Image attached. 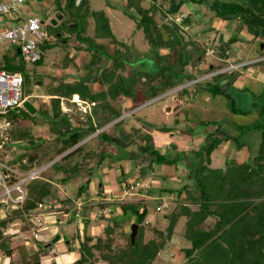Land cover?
I'll return each instance as SVG.
<instances>
[{
    "label": "trees",
    "instance_id": "trees-1",
    "mask_svg": "<svg viewBox=\"0 0 264 264\" xmlns=\"http://www.w3.org/2000/svg\"><path fill=\"white\" fill-rule=\"evenodd\" d=\"M192 1L208 7L213 16L223 20L238 18L249 32L256 36L258 34L264 35V0H247L245 2L213 0L210 4H207L206 0ZM56 2L54 7L57 6V11L61 12L62 7L59 0H55ZM184 2L185 0H149L148 5L144 6L143 0L126 1L125 6L134 12L130 15L132 17H135V13L140 15L135 26L146 34L150 44L149 50L144 55L145 59L142 60L141 56L138 60L132 61L131 56L123 58L117 46H114L115 48L109 53L103 44H96L92 37L81 36L86 30L87 18L92 17L95 37L110 39L113 44L118 42L109 28L108 18L102 11L88 10L85 7L86 0H81L79 5H75V0H67L65 3L67 10L71 8L75 10L69 19L70 24L73 25L69 26L68 29L74 33L77 40L86 43V49L91 51L90 59L84 66L87 70L82 78L71 82L61 81L54 86L53 92L48 93L57 96L51 98V113L42 109V121L50 123V132L54 134L53 146L55 150L53 153H44L43 156L37 158V161L39 159L50 161L58 157L50 168L54 171H60L61 176L51 179L40 175V177L30 180L26 185L27 194L24 201L10 207L6 212L7 215L0 218V238L2 239L0 248L5 252V255L12 252L11 249L6 250L5 244L9 235L14 234V232L6 234V232L8 233L7 229L10 230L8 224L15 218L22 216L23 220L28 222L27 228L32 225L35 227L36 224L29 219V213L35 211L38 203L44 201L46 196L50 194L51 183L65 184L75 178L76 175L84 174L87 179L78 186L77 196L84 191L87 192V185L94 175L95 169H97V164L99 165L105 160L106 152L101 150L96 154L95 149L84 140L112 122V126L120 131V140L123 145L116 144L113 137L103 130L97 132L96 135L100 142H113L119 151L122 148L123 153L118 151L117 155L113 154L115 161L136 160L141 155L147 154L150 158L146 164L137 163L140 165V177L144 176L146 171L156 176L158 168L154 167V163L174 166L182 164L187 172L182 177H177V175L167 177L173 180L178 178L180 186L175 188V203L177 204L175 210H171L168 204L165 209H162V213L170 221L165 229L158 232L160 240L152 238L144 241L142 239L143 230L138 227L133 244L129 239L130 233H127L128 239L125 246H113L111 234L114 231V226L124 221L129 214L136 216V222L139 226L144 224L146 215L149 213L146 206L148 202L146 203L143 198L136 201L123 198H117L112 202L102 200L99 205L109 204L113 208L115 205L119 206L122 213L117 218L111 217L110 220L113 223L106 224L104 227L105 237L97 236L95 243H91V236L83 237L82 234H79L81 239L80 257L72 264H97L99 258L107 264H153L166 240L171 237L179 218L183 219L185 225L183 231L185 242H182L179 248L184 264H264V91L249 90L253 98L258 96L260 99L254 101L250 106L251 108L243 109L236 105L235 100L238 93L241 94L247 87L244 85L241 87L234 86V81L240 75L238 68L246 69L252 65L251 63L264 64V52L260 53L258 60L242 64L236 68L218 71L229 65L225 60L229 57V44L235 41L237 37L219 44L212 40L210 48L215 56L220 58V63L211 62L203 70H198V73L203 72L202 75L215 71L216 73L210 75V78L203 82L196 81L198 75L188 71L187 67L189 65L191 68L197 67L200 62L198 57L204 54L205 48L198 40L192 37L186 38L181 33L185 27L198 26L199 22L190 13L183 16L179 22L171 17V15L180 13L181 5ZM165 4H167L166 7ZM158 8H160L159 11L161 10L162 17L170 19L169 22L157 23L155 15ZM61 38L65 42L67 41L64 36ZM161 48H167V52L161 53ZM200 51H202L201 54H199ZM233 62L240 63L241 60L236 59ZM134 64L142 65V67H135ZM126 65H130L131 70L124 74ZM5 68L17 70V67L10 62H7ZM96 73H100L101 77L96 76ZM91 78H97L105 88L101 91L92 90L89 85ZM191 80H194L193 98L201 91L208 93L211 97L227 96L231 101V112H239L245 115L254 113L255 119L248 124L231 122L233 127H225L224 122L220 123L216 119L212 121H208L206 118L200 121L190 120L186 110L185 112L183 110L184 118L182 120L176 117L177 124L175 126L169 127L165 124L159 127L168 135L175 132L189 136L198 134L201 139L200 145L197 148L191 147L187 150L181 149L175 142H170L165 150H160L154 145L152 136L148 132L141 133L140 128L136 126L130 132L125 129L123 123L127 121V118L121 117L124 109L131 110L141 105L142 102L153 99L175 87L183 86L180 87V90L187 93L188 90L184 84ZM141 87L143 89L142 95L139 93ZM62 96L71 100L76 96L75 100L80 99V104H90V109H85L83 113L85 115L83 120H74L66 108H61L60 97ZM118 99L121 100L120 104L114 106L111 101ZM65 102L77 104V102H71L67 98ZM123 102L125 107L122 108ZM174 115L176 114L174 113ZM10 117L17 125L16 111L13 110ZM179 120L184 121L183 127L177 126ZM42 121H33L32 123ZM74 123H78V125H74ZM194 123L204 127L203 131L197 130L195 125L191 127V124ZM145 124H142V127ZM231 128H234L233 133L229 130ZM220 131H225V133L222 136H217ZM135 135H137V139H133ZM147 137H150L151 140H146ZM23 140L26 142H21ZM226 141L230 142L232 149L237 153L246 147L248 150L247 158L240 161L224 156L221 166H211V154L216 152L218 146ZM13 142H17L25 151L29 147L36 148L41 143L34 142L32 134L26 129L22 132H15L13 129L11 140L6 145L9 146ZM132 144H139L140 153L127 150L128 145ZM30 155L31 153L24 152L16 158L19 169L23 171L29 169ZM96 155V165L89 169L86 168V164H89V161ZM109 157L112 158V155L109 154ZM24 158H26L25 161ZM13 163L16 162L13 161ZM119 170L118 179L124 185L123 187L125 189H129L131 185L135 187L136 180L131 184L127 181V172L123 166H119ZM167 178L162 179L161 182H165ZM137 180L140 181L139 178ZM153 180L154 178L151 180V185L141 186L138 191L144 193L149 199L155 191L174 192L173 188H169L167 185L155 188ZM166 183L168 184L167 180ZM97 192L103 196L102 189L98 188ZM58 198V201L62 200L63 202L57 206V210L63 215L68 214L69 219L72 216L77 217L75 216L76 207H74L75 204L73 205L71 198L68 196H59ZM65 203L69 205L66 206ZM84 205L85 207L80 209L81 213L91 204L85 203ZM193 205L196 206L192 207ZM157 206L160 205L155 203V207ZM85 220L87 221V219ZM56 221H60L59 217ZM27 228L23 230L26 231ZM34 231H37V228L32 231V237L27 235L25 237L28 242L36 243L38 248L31 253L23 236V244L17 248V251L21 253L24 262L27 263L33 257V261H30L31 264H42L39 253L43 249V243L34 238ZM57 234L60 236L59 232ZM49 245L50 243L47 244V246ZM94 251H98L99 258L94 255ZM169 263L161 262L159 264Z\"/></svg>",
    "mask_w": 264,
    "mask_h": 264
},
{
    "label": "rangeland",
    "instance_id": "rangeland-1",
    "mask_svg": "<svg viewBox=\"0 0 264 264\" xmlns=\"http://www.w3.org/2000/svg\"><path fill=\"white\" fill-rule=\"evenodd\" d=\"M86 1H87V4L85 7H87L88 10L91 9V10L102 11L103 14L108 18L109 28L112 31V34L116 37L118 42L117 44H113L110 39H101V38L95 37L94 31H93L94 20L92 17L87 18V27H86V30L81 34V36L92 37L93 40L96 42V44L98 43L103 44L106 47L107 52L109 53L112 52L113 48H115L114 46H117L120 49L123 58H125V56L127 57L131 56L132 61L133 60L136 61L142 56V60L145 59L144 55L149 50L150 44L148 42V38L146 34L141 29L136 28L135 25L140 15H137L136 13H135V17H132L130 15V13L133 14L134 12L132 9H128V7L125 6L127 0H113L111 2H108L109 6H106L107 0H86ZM226 1L245 2L247 0H226ZM66 2L67 0H59V3L61 4V7H62L61 12L63 14V17L61 19H58L56 24L51 23L52 18L55 17V13L57 12V6L53 8V6L57 4V2L55 3V0H40V1L25 0V2L21 6V12H25L26 15L28 16L40 15L41 19L43 20V23L41 24V29L44 30L47 34H50L51 37L53 38V41L52 40L45 41L47 43L44 42L41 44V48L44 52V56L39 63L38 62L32 63V64L23 63L20 54H18L16 51L18 47L17 45L10 47L4 43H0V69H6L5 65H7V62H10L17 67V70H19L22 73L23 78H24L22 92L24 95H27V99L36 107V112L33 114L29 113L23 106L17 109V112H16L17 126H16V129H15V126H13L14 131L22 132L24 129H26L30 131V133L32 134L34 142H38V143L41 142L38 147L36 148L29 147L27 148L28 150L26 151L17 142L16 143L13 142V144L9 146L7 145L4 147L5 150L2 153H0L1 159L10 164L12 163V165L16 166L17 168H18V165H17L18 163H17L16 158L20 157V155L24 154V152L31 153V155L34 156V159L30 161L31 163L28 165L30 169L32 166L37 167L40 164L46 163L47 159H39V161H37V158H40L46 152L53 153L55 150L53 146L54 145L53 143L54 134L50 132V126H49L50 123L48 121H42L43 119L42 109H46L50 113L52 112V107H51L52 97H48V94L46 93L54 91L55 89L54 86L56 85L54 81L61 78V76L65 72L64 71L60 73L57 70H61L62 67L66 66V64L68 65V67L65 68L67 69L66 72L68 73L66 74V76L63 75L65 77L63 78L64 79L63 81L65 82L70 81L69 79L71 77L70 75L71 72L74 75L78 73V69L82 70L83 73L87 70V69L85 70L82 67L84 66V64H86L84 62H88L90 59V53H91L90 50H88V52L85 50V55H86L85 57H77L76 55V57L70 58L71 56L74 55V48L76 50H78L79 48L77 49V47L70 45V42H75L74 45L75 46L77 45V41L75 39L76 37L74 33H71L68 29L69 26H72L70 25L69 19L71 18V14H73L75 10L72 8L70 10H67L66 5H65ZM148 3H149V0H143L144 6L148 5ZM192 3L193 2H190L189 7L193 8L194 5ZM206 3L210 4L212 3V1L206 0ZM166 5L167 4H165L164 6L166 7ZM185 7L184 8L181 7L182 8V9L180 8L181 12L179 14L177 13L175 15H171V17L174 20H177L179 22L180 19L183 18L184 14L186 13ZM159 9L160 8L157 9L156 15H155V19L157 23L161 24L162 22L163 23L169 22L170 19H166L162 17L161 10L159 11ZM229 21L231 23H234V26H236V29L235 31H233L234 29L229 28L228 33L234 32L237 35L238 39L241 40V41L238 40L239 43L235 44L237 47L236 49L240 48L243 53L239 59L244 60L246 57H249V58H254L252 59V61H255L257 59L256 57H258L260 53L264 52V49L261 48L262 46H264V35L258 34L257 38L254 39V36L256 35L249 32L246 26L244 25V23L240 21L238 18H232ZM199 31H200V28H198V26L185 27V29H183V33L181 34H183V36L186 38L192 37L195 40H198V42L201 45L203 44L205 48L204 54L198 57L200 62L197 64V67L191 68L190 65L187 67L188 71H190L193 74L198 75L196 81L203 82L204 80L209 79L210 75L216 73V71L206 73L204 75H202L203 72L198 73L197 71L203 70V68L209 66L211 62L214 64L220 63V60L217 59V57L215 56V53L210 48V42L212 40H214L215 43H217L220 40L218 37V33H216L215 35L213 34L212 36L209 34H205L202 37L201 36L202 31L201 33ZM60 34L61 36H64L65 38L68 39L67 43L63 41L64 39L61 38ZM210 34H212V32ZM245 34H251V35L250 37L247 38L246 37L247 35ZM206 35L208 37H206ZM223 41L224 40H222L221 43H224ZM80 46L85 49L86 43ZM160 52L161 53L167 52V48L166 49L161 48ZM78 53L79 51L76 52V54ZM201 53L202 51L199 52V54ZM245 53L246 54L248 53V55H245ZM96 55L98 54L96 53ZM229 62H231V60H229ZM239 64H241V62L235 63L232 61V63L229 64L227 67L222 68L218 71L228 70V69L234 68L235 66H238ZM251 64L252 65L250 67H253L255 71L253 70L244 71V69L242 68L243 73L241 74L242 72L241 71L240 75H238L236 80L234 81V83L238 86H242L244 84V86L247 87V89L243 90L241 94L238 93V96L235 100L236 105L243 109L251 108L250 106L252 105V103L256 101L257 99H260V97L258 96H255L253 98L249 90L253 89L255 91H264V77H262V74H264V64H253V63ZM134 66L139 67L140 65L134 64ZM140 67H142V65ZM238 69L240 70V68ZM130 70H131V66L126 65V69L123 71V73L127 74L130 72ZM257 70H259L261 74H258L256 72ZM251 72H252V75L250 77ZM97 75L99 78L101 77L100 73L99 74L96 73V76ZM193 83H194V80H191L184 84L185 86L188 87V92L184 93L183 95V97L186 99H183V97L177 98L180 95L178 93L179 91H177L181 87L180 86V87H175L173 89H170L164 93H161L158 96L154 97L153 99L142 102L141 105H138L132 108L131 110L124 109L121 117H126L127 121L123 124V126L129 132L135 126L140 128L141 133L148 132L150 136H152L151 139L154 145L160 148V150H165L167 147V143L169 144L170 142H172L170 138L175 137V133L172 135H168L167 133L162 131L159 126H162L165 124L168 125L169 127L175 126L177 124L176 117H178L179 119L181 118L183 120L184 115H185L184 114L185 110L189 111L188 114H189L190 120H194V118L197 119L198 116L200 115L202 117L204 116V118H206L208 121L209 120L212 121L216 119L220 123L224 122L225 127L226 126L233 127L231 122L248 124V123H251L255 119L254 117L256 115L254 113L245 115L239 112L238 113L231 112L230 110L231 101L229 100V97L227 96L217 95V96L211 97L208 93L201 91L200 94L192 98V95L195 91ZM99 86L101 89L105 88V86L102 84ZM139 93L140 95L143 94L142 87L140 88ZM43 94H46V96L43 97L42 96ZM205 96H207L206 100L204 99ZM178 99L179 100L181 99V100L179 101ZM72 101H75V97H73ZM117 101L118 100L111 101V102L113 103L114 106H118L120 103L119 101L118 102ZM188 105H189V108L187 107ZM83 107L84 106L77 105L76 103H66L65 100L61 104V108L62 109L66 108L70 112L74 120H83L85 118V115L83 114L84 113ZM121 107L122 108L125 107L123 106V103ZM172 111H175V112L172 113ZM174 113L176 115H174ZM138 119L141 120V122L138 121ZM142 120L146 122V124L143 127H142ZM33 121H42V122L32 123ZM194 125L196 126L197 130L203 131L204 127L196 125V123L191 124V127L192 126L194 127ZM177 126L179 128L183 127L184 121L179 120V124ZM102 130L105 132H108V134H110L111 136H114V140L116 141V144L123 145V143L120 140V131H118L116 127L112 126V122H109L107 125L100 128L98 132ZM153 130H155L154 135H152ZM229 130L233 133L234 128H231ZM223 133H225V131H220L217 133V136H222ZM194 136L196 138L197 136L199 137L198 134H195ZM87 138H90V136ZM134 138L137 139V135H135L133 139ZM177 138L180 143L186 144L185 143L186 138H184L183 142L181 141L183 140L182 137L177 136ZM148 139H150V137L146 138V140ZM163 139L166 142L160 141ZM198 141L201 142V139ZM21 142L25 143L26 141L23 140ZM198 146L199 145H196L195 147L197 148ZM230 147H231V144L228 141L220 144L217 151L211 154V166H214V167L221 166L223 164V159H224V156L221 155V153L229 150ZM92 148L95 149L96 154H98V152L101 150L106 152L105 160L99 165L97 164V170L99 171V173H101L100 176H97L96 174H94L89 182L91 183L89 184V188H90L89 193L92 194L93 192H95V195L93 197H95L94 202H97V206L94 203H91V204L94 206V208H98L101 201L104 200L102 198L100 199V196L97 192L98 188L103 189V186H104L100 184L99 185L100 187H98L99 180H101L100 182H102L103 180L104 183H107V181L104 180L105 176L102 173L109 171L108 169L112 167L123 166V168L126 170L127 175L129 177L127 181L134 183V181L138 179L137 177L141 176L139 172L140 165H138L137 163L146 164L150 157L148 155L145 156V158H148V160L146 161L142 160V155L136 160L122 159V160L115 161L114 155H117V154H114L117 148L116 145L113 144V142H107V141L100 142L99 139L94 140ZM127 148L130 150H133L134 152L140 153L139 144L128 145ZM232 148L233 147H231V150L227 152L228 158L232 157V158H235V160H240V161L245 160L247 158L248 150L246 147H244L243 150L237 153V155H232L234 151V149ZM108 153L112 155V158L109 157ZM119 153H123L122 148H120ZM25 160L26 158H24V161ZM13 161L16 163H13ZM96 162H97V155L96 157L91 159L89 161V164L87 163L86 164L87 166L85 167L89 169L91 166L96 165ZM154 167H157L159 169L157 171L159 175L157 174L155 176L154 174H151L149 171H146L145 175L142 176V178H139V180L142 183L143 182L150 183L151 185L152 183L151 178L157 177L159 178V181H163L162 179L167 178L170 175H177V177L179 176L182 177L187 172L185 166L182 164H179L178 166H174V165L164 166V165H158L157 163H154ZM42 176L53 179L61 175L59 173H55L54 169L49 167L46 171L42 173ZM98 178L100 179L98 180ZM83 179H86V176H83ZM73 180L77 181L76 183L74 181V185L72 186V192H71V195L75 196L76 189L78 188L77 183L78 182L80 183L81 179L75 176ZM166 180L165 182H163V184H166ZM177 180L179 181L178 178ZM159 184H162V182ZM166 185H163V186H166ZM178 185H180V183H177V185L173 184V186L175 187L176 186L178 187ZM138 186L139 185L135 184V188H138ZM168 186H171V185H168ZM56 187H57L56 184L51 183V192L49 195L46 196V199H47L46 201L50 204L53 203L57 199V197L63 194V192L59 191V189H57ZM61 187H63V190H65L64 186L61 185ZM136 191L137 190L133 189V187L132 188L130 187L129 191H126V192H122L119 190L118 196L119 198L121 197L123 199H127L130 201H136L138 199L143 198V200H145L146 203L148 202L146 206L149 210V213L146 215L144 224L142 223L139 226L140 230H143L142 239L144 241L148 239H152V238H156L160 240V236L158 232L165 229L170 221L169 218L166 217L165 214L162 213V209H165L166 208L165 206H167L168 204L169 207H171V210L173 209L175 210L177 206V204L175 203L176 193L175 191L163 193L162 199L159 200L157 198V195L155 194L160 193L161 195L162 194L161 192L154 193V195H152L149 199L148 196L144 195V193L137 194ZM13 195L17 196V192H13ZM118 196L114 195L113 198L116 200ZM81 200H82V197L81 199L78 198V199H75L74 201L72 200L73 205L75 204L74 207H76V204L80 205L79 206L80 208L78 210L81 209L82 204H83V203L81 204ZM62 202H63L62 200L58 201L57 199L54 203L55 205L53 204L54 208L46 212V214L48 215L47 216L48 220L46 221H50V220L52 221V222L50 221L51 223H49L50 228L48 230L47 229L39 230V233L41 235L39 240L41 241L40 243H43V249L39 253L42 259L41 260L42 264H72L77 259L75 254L77 252L80 254V250L73 249V245L71 244V242H68V240H70V238L73 237L74 235L73 233L76 232L75 231L76 228L74 227V224H69L66 227L67 230H65L66 229L65 225L61 224L62 221L68 222V216H69L68 214L64 216L62 212L57 210V206L61 205ZM155 203L158 205H161V208L156 209ZM65 205L68 206L69 204L65 203ZM83 206L85 207V205ZM195 206L193 205L192 207H195ZM90 214L93 217L94 216L98 217V211L94 212L92 210ZM112 214L113 215H111V217L114 216L113 218H117V215L114 214V212ZM5 215H7V213L4 212L2 208H0V217L2 218ZM31 215H32V212L29 213L30 218H31ZM58 217L60 220L59 222L55 220ZM111 217L109 218L99 217L96 220L97 224H102V226H100V228L97 230L98 232L100 231V234L103 237H105V231H104L105 225L113 223V221L110 220ZM182 220H183L182 218L178 219L175 225V228L172 231L171 237L168 240H166L165 245L162 247L160 253H158L157 257L153 261V264H159L161 262L162 263L172 262L171 264H184L183 263L184 261L182 260V257H183L182 252L179 249L181 247V243L185 242L184 236H183L185 225ZM132 222H136V216L134 214H129L127 218H125L124 221L114 226V231L111 234L113 236V243H112L113 246L122 247L126 245V242L128 239L127 233H130V226ZM81 223H82V220H81ZM26 224H28V222L25 219L23 220L22 216L15 218L12 222L8 224V226L10 227V230L7 229L8 233L6 232V234H10L11 232L12 233L14 232V234L9 235V238L7 239L6 244H5V248L6 250L11 249V251L14 252L15 255L14 256L6 255L7 260L5 258L6 260L5 264H31V262L33 261V257H32L30 259L31 262L30 261H28L27 263L24 262V259L21 256V253L17 251L18 250L17 248H19V246H22L23 244V240H24L23 236L24 238H25V235L32 237V231L34 230V228L38 227V226L33 227L32 225L27 228L26 226L28 225ZM24 228H27L26 231L23 230ZM53 228L57 230L55 232V235L58 232L60 234L59 239L55 242H51L55 235H53L52 237L51 235H49L50 231H52ZM71 230H72V233L70 232ZM76 237L78 238V236ZM1 241L2 239L0 238V242ZM95 241L96 240H94L93 243H95ZM49 243L51 244V247H53L56 250L57 255L55 257H51L49 255V246H47V244ZM32 244L33 243L29 241L27 245L31 246ZM28 249L30 250L29 247ZM3 254H5V252L0 248V264H2L1 263L2 258L4 256ZM94 255L97 258H99L98 251L96 252L94 251ZM73 257H76V259H74ZM168 259H171V260H168ZM97 264H107V263L99 258L97 261Z\"/></svg>",
    "mask_w": 264,
    "mask_h": 264
},
{
    "label": "built area",
    "instance_id": "built-area-1",
    "mask_svg": "<svg viewBox=\"0 0 264 264\" xmlns=\"http://www.w3.org/2000/svg\"><path fill=\"white\" fill-rule=\"evenodd\" d=\"M80 1L75 0V5H79ZM24 2L25 0H0V43L10 47L17 45V49H19V53H17L20 54L22 62L32 64L37 63L44 56L40 44L45 40L50 41L52 37L41 29L43 20L40 15L28 16L25 12H21V6ZM23 81V75L19 70L0 69V153L5 150L4 147L11 140L13 126H17L10 114L13 110L17 112V109L23 106V101L27 99V95L22 92ZM57 158L23 171L3 161L0 155V208L7 212L10 207L21 204L27 194V183L40 177ZM138 183L141 184L142 182L136 181L135 184L139 185ZM149 185L150 183H143V186L147 187ZM132 187L134 188L131 185ZM13 192H17V196H14ZM54 203L55 201L50 204L44 199V201L38 203L36 210L32 212L31 218L29 217L38 226L37 231L33 232V236L37 240L41 236L40 229L48 230L50 228L49 223L52 221H46L48 220L46 212L54 208ZM79 206L76 204L75 216L79 215ZM160 208L161 205L156 207V209ZM107 211L110 212L108 208L103 207L102 210L98 211V216L102 212L106 214ZM28 243V239L25 237V244ZM49 252L53 254L55 250L50 248Z\"/></svg>",
    "mask_w": 264,
    "mask_h": 264
},
{
    "label": "crops",
    "instance_id": "crops-1",
    "mask_svg": "<svg viewBox=\"0 0 264 264\" xmlns=\"http://www.w3.org/2000/svg\"><path fill=\"white\" fill-rule=\"evenodd\" d=\"M111 1H113V0H107V2H106V6H109V4H108V2H111ZM210 1H213V0H210ZM190 2H193L192 4L194 5V7L192 8V7H189L190 6ZM53 6V5H52ZM186 6V7H185ZM181 7H185L186 8V13L184 14V16L187 14V13H190L195 19H197L198 20V28H200V33H201V31H202V37L205 35V34H209V35H215L216 33H218V37H219V40L220 41H218L217 43L219 44V43H221L222 42V40H224L223 42L224 43H226L227 41H230L231 39H233L234 37H237V35L234 33V32H232V33H228V30H229V28L230 29H234L233 31H235V29H236V26H234V23H231L229 20H223V19H221V18H219V17H217V16H213L212 15V12H211V10L208 8V7H205V6H203L202 4H199L198 2H194V1H192V0H185V2L181 5ZM53 8H54V6H53ZM182 9V8H181ZM181 12V11H180ZM70 25H73V24H70ZM195 27V26H194ZM242 30H244V29H242ZM212 32V34H210ZM246 33V32H245ZM49 36H51L50 34H48ZM245 35H247L246 37L248 38V37H250V35L251 34H245ZM206 37H208L207 35H206ZM253 37V36H252ZM213 38V37H212ZM257 38V36H254V39H256ZM76 39V38H75ZM202 39V38H201ZM52 41H53V38L51 39ZM238 40H240V39H238V37H237V39L235 40V41H233V42H231L230 44H229V57L228 58H226L225 60L228 62V64H231L232 63V61L235 59H239L240 58V56L243 54L242 53V51H241V49L240 48H238V49H236L237 47H236V43H239V41ZM45 41H47V40H45ZM64 42H65V40H63ZM76 41H77V45L75 46L74 45V43L75 42H70V45H72V46H74V47H77V49L78 50H76L75 48H74V55L73 56H71L70 58H73V57H76V55H77V57H85L86 55H85V50L88 52V50L85 48H83V47H81L80 45H84V42H82V41H79V40H77L76 39ZM241 41V40H240ZM68 42V39H67V41H66V43ZM216 43V44H217ZM262 49H264V46H262L261 47ZM77 51H79V53L78 54H76V52ZM71 55V54H70ZM245 55H248V53L246 54L245 53ZM257 59L256 60H258L259 58H260V54L258 55V57H256ZM85 59V58H84ZM217 59L218 60H220V58H218L217 57ZM252 59H254V58H249V57H246L244 60H241V64H245V63H249V62H252ZM229 60H231V62H229ZM240 60V59H239ZM89 62V61H88ZM88 62H84V63H88ZM83 64V63H82ZM86 64H84V66H85ZM82 67V68H84L85 70H86V68L85 67ZM68 67V65L66 64V66L65 67H62V69L61 70H57L58 72H64L63 73V75L64 76H66V74L68 73V72H66L67 71V69H65V68H67ZM243 67H240V72H241V74L243 73V69H242ZM248 70H253V71H255V69L253 68V67H248V68H246V69H244V71H248ZM57 71H56V73H57ZM258 74H261L260 72H259V70H257L256 71ZM255 72V73H256ZM85 73H86V71L83 73L82 72V70H80V69H78V73L77 74H72V72H71V77H70V81L69 82H71L72 80H76V79H80V78H82L84 75H85ZM56 75V74H55ZM59 75H61V74H59ZM62 75V76H63ZM251 75H252V72H251V74H250V77H251ZM61 76V78H59L58 80H56V81H54L55 82V84H58L59 82H61V81H63L64 79L63 78H65L64 76L62 77ZM258 76V75H257ZM260 76V75H259ZM262 77H264V74H262ZM63 82H65V81H63ZM99 81H98V79L97 78H91L90 79V81H89V85L91 86V88H92V90H94V91H101V90H103L104 88H100V86L99 85H101L100 84V82L98 83ZM103 85V84H102ZM244 85V84H243ZM242 85V86H243ZM185 86V85H184ZM194 86V85H193ZM234 86H236V87H241V86H238V85H236L235 83H234ZM183 86H181V88H182ZM186 87V89L188 90V87L187 86H185ZM253 90V89H252ZM177 91H179L178 93L180 94L179 95V97H177V98H182L183 97V95H184V93L182 92L183 90H180V88H179V90H177ZM46 94H48V93H46ZM46 94H43L42 96L44 97V96H46ZM173 94H175V93H173ZM54 96H57V95H51V94H48V97H54ZM206 97L207 96H205V100H206ZM61 98V103H62V100L64 101L66 98L69 100V101H71V102H76V100L75 101H72L70 98H68V97H64V96H62V97H60ZM163 98V97H162ZM193 98V97H192ZM183 99H186V98H184L183 97ZM177 100V99H176ZM179 100V99H178ZM181 100V99H180ZM179 100V101H180ZM118 101L119 102H121V100L120 99H118ZM204 101V100H203ZM125 102V101H124ZM124 102H123V104H124ZM192 102V101H191ZM192 104V103H191ZM77 105H80V106H84L83 107V109H84V111H85V109L87 110H89L90 109V105L87 103V104H85V105H82V104H80V102H77ZM188 108H189V105L187 106ZM173 112H175V111H172V113ZM188 110H186V113H187V116H188V118H189V114H188ZM200 113V112H199ZM190 119V118H189ZM202 119H204V116L202 117V116H198V118L197 119H195L194 118V121H200V120H202ZM138 121H140L141 122V120H139L138 119ZM146 122L144 121V120H142V124H145ZM78 125V123H74V125ZM124 124V123H123ZM110 128V127H109ZM98 132V131H97ZM96 132V133H97ZM154 132H155V130H153V132H152V135H154ZM96 133H94V134H92V135H90V138H87L86 140H84V142L85 141H87V143L89 144V145H91L92 147H93V143H94V140L96 139V140H98V137H97V135H96ZM108 133V132H107ZM96 135V136H95ZM177 136L178 137H182V139L183 140H181L182 142L184 141V138H186L185 140H186V144H183V143H180L179 141H178V138H177ZM113 137V140H114V136H112ZM196 139V140H195ZM170 140L174 143H176L181 149H190L191 147H195L196 145H200V141H198V140H200L199 139V137L197 136V138L194 136V135H192V136H189V135H187V134H183V133H179V132H175V137H173V138H170ZM161 142H166L164 139L163 140H160ZM167 146H168V143H167ZM220 146V145H219ZM218 146V147H219ZM230 149V148H229ZM127 150H129L128 148H127ZM231 150V149H230ZM230 150H227V151H225V152H223V153H221V155H223V156H227V152L228 151H230ZM243 150V149H242ZM118 148H116V152L114 153V152H112V153H114V154H117L118 153ZM219 151V150H218ZM110 153V152H109ZM108 153V154H109ZM137 153V152H136ZM232 155H237V152H235V151H233V153H232ZM145 156H147V154H143L142 155V160L143 161H146V160H148V158H145ZM165 166V165H164ZM109 171H107V172H105V173H102L105 177H104V180L105 181H107V183H104L103 182V180H102V182H100L101 180H99L100 178H98V180H99V183L98 184H100L101 183V185L103 186V189H102V194H103V196L102 195H99L100 196V199L102 198V199H104V201H110V202H112V201H114L115 199L113 198V196L114 195H117L118 196V194H119V190L120 191H122V192H126V191H129V189H125L123 186V184L122 183H120L119 182V179H118V175L120 174V170H119V166H117V167H112V168H110V169H108ZM159 170V169H158ZM116 171H118V172H116ZM164 171V170H163ZM125 172H126V170H125ZM55 173H59L60 175H61V172L60 171H55ZM94 174H96L97 176H100V174L101 173H99V171L97 170V169H95V171H94ZM147 175V174H146ZM77 176V178H79V179H81V181H80V183L78 182L77 183V187L79 186V185H81V184H83V182L87 179V176L86 175H76ZM83 176H86V179H83ZM92 178V177H91ZM128 175H127V180H128ZM137 178H142V177H137ZM151 179H153V178H151ZM137 180V179H136ZM74 181L75 180H73V179H71V181H69V182H67V183H65V184H56V183H54V184H56V188L57 189H59V191H62L63 192V194L62 195H60V197H63V196H68V197H70L71 198V200H75V199H81V197H82V200H81V202L83 203L82 204V207L81 208H83L84 206V204L85 203H88V204H91V203H94L96 206H97V202H94V198L95 197H93L94 195H95V192H93L92 194H90L89 193V184H91V183H88V185H87V192H82L79 196H77V189H76V194H75V196H72L71 195V192H72V186L74 185ZM77 181H75V183H76ZM90 182V181H89ZM109 182V183H108ZM153 185H154V187L156 188V187H158V188H160L161 186H163L164 184H163V182H162V184H159V183H161V181H159V178H157V177H154V180H153ZM167 182H168V184H167V187H169V188H173V191H175L174 189L175 188H177V186L175 187V186H173V184H176L177 185V183H179V181L178 180H173V179H167ZM173 182H175V183H173ZM103 183V184H102ZM130 184L131 183H133V182H129ZM144 183V182H143ZM143 183H141V184H139V186L141 185H143ZM165 184V185H166ZM61 185L62 186H64V188H65V190H63V187H61ZM168 185H171V186H168ZM139 186H138V188H139ZM140 186V187H141ZM178 186H180V185H178ZM138 188H133V189H136L137 191V194H142V192H139L138 191ZM135 191V190H134ZM162 194L160 195V193L159 194H155V195H157V198L160 200V199H162V197H163V193H166V192H168V191H160ZM154 193H158V191H155ZM154 193L153 194H151V196L152 195H154ZM65 194V195H64ZM113 194V195H112ZM142 196V195H141ZM140 196V197H141ZM146 196V195H145ZM144 196V197H145ZM119 198V197H118ZM121 198V197H120ZM57 199H59L58 197H57ZM56 199V200H57ZM111 199V200H110ZM47 200V199H46ZM55 200V201H56ZM159 202V201H158ZM106 207V208H108L109 210H110V212L109 211H107V213L106 214H104L103 212L98 216V217H93V216H91V214H90V212L93 210L94 212H97V211H100V210H102V208L103 207ZM104 206H102V205H99L98 206V208H94V206L91 204L90 206H89V208L88 207H86L85 208V211H82V213H81V211L79 210V215L77 216V217H70V219L68 218V222H63L62 221V223L61 224H63V225H65V228L69 225V224H74V227L76 228V232L75 233H73L74 235H73V237L72 238H70V240H68V242H71V244L73 245V249H76V250H79V245H80V241L79 240H81L80 239V235L82 234L83 235V237L84 236H91L92 237V241H91V243H93V241L95 240V238H96V236H99V235H101L100 234V231L98 232V230L97 229H99L100 228V226H102V224H97V218H101V217H107V218H109V217H111V215H113L112 213L114 212V214H116L117 216H119V215H121V213H122V211H121V209H120V207L119 206H114V208L111 206V205H109V204H106V205H104ZM90 211V212H89ZM84 212V213H83ZM64 216H65V214H64ZM114 217V216H113ZM96 218V219H95ZM85 219H87V221L85 220ZM95 219V220H94ZM81 220H82V223H81ZM79 225H80V227H79ZM129 227V226H128ZM65 230H67V228L65 229ZM57 230H55L54 228H53V230L52 231H50V234L49 235H51V237L53 236V235H55V232H56ZM71 233H72V230L70 231ZM77 234V235H76ZM80 234V235H79ZM76 236H78V238L76 237ZM41 237V236H40ZM50 237V238H51ZM38 247V245L37 244H35V243H33L31 246H29V248H30V250L33 252V251H35L36 250V248ZM49 247L50 248H53V247H51V244L49 245ZM49 248V249H50ZM54 249V248H53ZM55 250V249H54ZM4 256H3V258H2V264H5V261L7 260V256L5 255V254H3ZM8 255H11V256H14L15 255V253L14 252H11L10 254H8ZM49 255L51 256V257H55L56 255H57V253H56V250H55V253H53V254H51L50 252H49ZM75 256L77 257V258H79L80 257V254L77 252L76 254H75ZM76 257H73L74 259H76ZM5 258H6V260H5ZM83 264H86V263H83Z\"/></svg>",
    "mask_w": 264,
    "mask_h": 264
},
{
    "label": "water",
    "instance_id": "water-1",
    "mask_svg": "<svg viewBox=\"0 0 264 264\" xmlns=\"http://www.w3.org/2000/svg\"><path fill=\"white\" fill-rule=\"evenodd\" d=\"M40 1V0H38ZM63 17V14L59 11L55 13V17L52 18L51 23L56 24L58 19H61ZM17 52L19 53V49H17ZM23 107L31 114L36 112V107L28 100L23 101ZM34 159V156H29V161H32ZM139 224L137 222H132L130 226V242L131 244L134 243L135 237L137 235ZM59 235L56 234L51 242H55L59 239Z\"/></svg>",
    "mask_w": 264,
    "mask_h": 264
},
{
    "label": "bare ground",
    "instance_id": "bare-ground-1",
    "mask_svg": "<svg viewBox=\"0 0 264 264\" xmlns=\"http://www.w3.org/2000/svg\"><path fill=\"white\" fill-rule=\"evenodd\" d=\"M76 97V96H75ZM77 102H80V99H76Z\"/></svg>",
    "mask_w": 264,
    "mask_h": 264
}]
</instances>
